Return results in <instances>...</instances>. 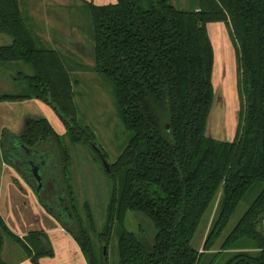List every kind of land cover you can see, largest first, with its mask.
Segmentation results:
<instances>
[{
    "label": "trees",
    "instance_id": "obj_1",
    "mask_svg": "<svg viewBox=\"0 0 264 264\" xmlns=\"http://www.w3.org/2000/svg\"><path fill=\"white\" fill-rule=\"evenodd\" d=\"M78 1L92 20V69L112 84L118 117L131 135L106 171L114 190L103 232L87 228L73 203L76 229L61 222L88 264H109L104 248H109L113 233L118 264H203L240 204L256 189L257 196L222 250L206 264H218L231 251L223 264H264V0H194L197 7L190 10L171 0H117L103 6ZM220 22L237 49L246 102L232 142L207 135L215 99V54L208 26ZM0 35L12 40L0 47V65L22 64L31 71L17 73L20 91L0 95V103L40 100L58 115L71 144L97 146L95 134L79 122L65 58L28 26L20 0H0ZM16 138L34 148L42 144L52 158L57 148L66 179L70 154L49 120H29L25 134ZM220 191L218 216L200 252L192 243ZM129 217L153 227L150 246L141 238L146 235L142 226L127 225ZM6 236L23 246L33 264L54 256L46 233L31 232L21 239L0 212V264H8L2 257Z\"/></svg>",
    "mask_w": 264,
    "mask_h": 264
},
{
    "label": "rangeland",
    "instance_id": "obj_2",
    "mask_svg": "<svg viewBox=\"0 0 264 264\" xmlns=\"http://www.w3.org/2000/svg\"><path fill=\"white\" fill-rule=\"evenodd\" d=\"M171 1L181 10L197 7L194 0ZM20 2L24 17L33 32L38 34L36 36L40 37L45 46L57 49L65 58L66 66L75 84L74 94L79 122L83 128L89 127L92 130L97 146L71 144L65 138L67 131L58 115L40 100L0 103V201L2 211L10 216L14 224H21L22 220H29L32 224L34 217L42 218L45 222L51 221V217L55 218L42 207L29 182L25 181L8 163L3 150L11 137L25 134L29 120L46 118L50 119L49 122L55 131L64 137V143L70 154L68 170L65 172L66 182L64 181L65 175L60 173L62 182L66 187H70L72 203L76 208L78 218L83 220L87 228L95 226L96 233L99 234L103 232L107 223L114 182L108 176L95 151H98V147L102 153L107 155L106 159L109 164H114L128 146L131 135L124 129L118 117L112 84L92 69L94 66V32L90 13L78 0H20ZM37 16L47 20L48 28L45 27L46 23L37 20ZM208 32L215 54L213 77L215 99L208 120L207 135L216 140L232 142L237 135L241 113L246 103L241 89L237 49L225 23L210 24ZM11 41L10 37L0 35V47L11 44ZM19 71L31 72L22 64L0 65V95L20 91L15 81ZM43 105L52 110L53 117L44 111ZM52 120H54V125ZM53 156L63 165L60 151L55 152ZM9 186L15 189V197H13V192L7 191ZM257 194L258 189L250 192L240 204L227 229L213 248V252L204 258L203 264L222 250L226 238L237 226ZM221 195L222 191L218 193L214 205L204 216L193 240V247L200 252H203L204 243L218 216ZM129 224L135 229L142 226L146 230V235L141 237L142 240L148 246L152 244L155 234L148 221L138 217H129L127 225ZM95 235L92 234L93 240L100 248ZM233 253L232 251L225 253L218 264H223ZM107 255L109 264H118L116 233L112 234ZM25 256L27 255L23 246L13 238L6 236L3 259L8 264H13Z\"/></svg>",
    "mask_w": 264,
    "mask_h": 264
},
{
    "label": "flooded vegetation",
    "instance_id": "obj_3",
    "mask_svg": "<svg viewBox=\"0 0 264 264\" xmlns=\"http://www.w3.org/2000/svg\"><path fill=\"white\" fill-rule=\"evenodd\" d=\"M17 137L21 138L22 136ZM6 143L7 144H5L3 149L5 157L7 159H10L11 157V165L25 181L29 182L31 187L32 181H35L33 170L37 172L36 176L42 177V180L46 185L45 196L47 201L49 200V209H47L48 213H52L56 215L57 218H61L65 221L72 219L73 223L71 226L76 229L77 221L71 202L72 194L70 193V188L66 187V185L62 182L61 173H63V169L60 167L57 159L52 158L49 151H46L49 149H44L42 144L39 148L28 146L24 142L21 143L15 140V136L11 137L9 142ZM57 151L58 150L56 148L53 153ZM97 154L101 161L102 158H105L100 150L97 151ZM37 168H39V170ZM64 181L66 182V179H64ZM67 207L70 208L71 217L68 215L69 213L65 214V208Z\"/></svg>",
    "mask_w": 264,
    "mask_h": 264
},
{
    "label": "crops",
    "instance_id": "obj_4",
    "mask_svg": "<svg viewBox=\"0 0 264 264\" xmlns=\"http://www.w3.org/2000/svg\"><path fill=\"white\" fill-rule=\"evenodd\" d=\"M87 1L93 2L98 6L117 3V0H87ZM37 17H38L37 20L46 23L47 20H45L44 17L41 16H37ZM31 27L33 28V26ZM45 27L48 28L47 23L45 24ZM46 108L45 106L43 107L44 111L49 116L51 115V117H53L52 110L50 108L47 109ZM52 123L54 125V120H52ZM61 133L63 134V130H61ZM7 191L13 192V197H15V189L13 187L11 186L7 187ZM1 205L2 204L0 201V212L3 218L6 219L5 221H7L6 223L10 228V230L19 238L25 239L31 232L41 231L47 234L51 242V245L54 249V256L42 258L40 260L41 264H88L87 259L86 257H84V254L78 242L74 239V237L70 233H68V231H66V229L58 221V219L56 220L55 218L51 217V221L45 222L42 218L38 219V217L37 218L34 217L32 218L33 221L32 224L29 223V220H22V223L24 225L22 223L14 224L12 219H10V216H8V214H4L5 211H2ZM13 264H33V263L30 259H28L27 256H25L24 258L17 260Z\"/></svg>",
    "mask_w": 264,
    "mask_h": 264
},
{
    "label": "water",
    "instance_id": "obj_5",
    "mask_svg": "<svg viewBox=\"0 0 264 264\" xmlns=\"http://www.w3.org/2000/svg\"><path fill=\"white\" fill-rule=\"evenodd\" d=\"M16 140L18 142H20V140L18 138H16ZM11 160V157L10 159ZM102 163L106 169V171L110 172L111 171V165L109 164V162L105 159V158H102ZM39 170V168H37ZM37 172L35 170H33V175H35V181H32V187H33V190L36 194V196L38 197L39 199V202L42 204V206L47 210L49 209V205H48V201H47V198L45 196V193H46V185H45V182L42 180V177L41 176H36ZM66 211H65V214H68L70 217H71V211H70V208L67 207L65 208ZM68 211V212H67ZM52 216H54L56 219H58V221L65 225H68L69 227H72L71 224L73 223L72 222V219L71 220H62L61 218H57L56 215L50 213ZM69 222V223H68ZM104 256L107 257V248L105 247L104 248Z\"/></svg>",
    "mask_w": 264,
    "mask_h": 264
}]
</instances>
